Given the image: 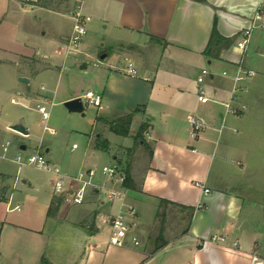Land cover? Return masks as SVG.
Wrapping results in <instances>:
<instances>
[{
	"label": "crops",
	"instance_id": "1",
	"mask_svg": "<svg viewBox=\"0 0 264 264\" xmlns=\"http://www.w3.org/2000/svg\"><path fill=\"white\" fill-rule=\"evenodd\" d=\"M259 7L264 8V0H85L83 11L91 20L78 53L97 66L86 91L100 92L102 107L85 134L79 163L67 161L61 167L71 176L89 168V150L106 142L108 151L110 132L129 141L120 145L122 157L115 158L128 172L130 186L98 174L94 182L99 188L90 187L82 204L59 205L64 199L54 193L49 172L46 183L22 177L18 189L13 174L22 165L0 158L18 165L14 172L0 169V264H179L178 254L192 264H250L252 254L264 259V229L253 225L249 214L256 208L245 210L247 194L237 182L255 171L252 166L261 164L264 153V27L253 30L244 52L236 45ZM71 9L70 0H0V111L7 97H16V104H34L37 112V104L53 105L45 93L54 98L57 88H35L31 82L51 80L72 59L66 49L73 30ZM214 30L232 39L216 56L205 54ZM100 37L104 42L97 48ZM128 61L137 69L134 76L123 71ZM240 64L256 74L233 102L236 108L245 105V112H228L225 103ZM204 68L210 72L204 83L209 100L202 103L197 77ZM77 96L69 93L64 100ZM128 114L127 136L109 129L107 122ZM191 115L204 124L195 139L189 135ZM13 124L26 129V134L18 132L20 137H30L21 118L0 116V153ZM40 139L32 150L44 147ZM46 145L52 160L51 144ZM109 188L123 191L124 200L110 198ZM199 202L202 209H197ZM122 203L137 211V245L130 235L117 246L111 236L100 234L108 224L105 217L116 215ZM165 213L176 225L163 223L165 244L157 248V219L161 214L164 221ZM181 214L190 216L184 227ZM212 234L224 235L225 243L208 242Z\"/></svg>",
	"mask_w": 264,
	"mask_h": 264
},
{
	"label": "rangeland",
	"instance_id": "2",
	"mask_svg": "<svg viewBox=\"0 0 264 264\" xmlns=\"http://www.w3.org/2000/svg\"><path fill=\"white\" fill-rule=\"evenodd\" d=\"M104 42L102 37L97 39L96 47L100 48V44ZM72 59H69L70 62L64 65L62 72L59 70L53 73L52 79L48 81L36 80L32 81L31 85L35 88H40L43 84L47 89L57 88L56 94L53 97L52 93H45L49 99H53V105H49L47 103V107L49 110V119L47 122L42 120V115H40L36 109L34 104L26 103L27 105L21 104H11L10 97L4 101V105L1 107L0 116L2 119H12V117H19L23 120L24 125L29 127L30 137L22 138L19 136V133L15 130L11 129L2 139L3 142L9 140L13 143L15 148H19L21 144H25L27 146L24 154L29 153L34 146H36L40 138L43 137L42 142L44 147H46V143L51 144V152L50 156L53 157L52 160H49L53 164H57L61 167V164H65L67 161H71L73 164H78L81 153L85 150L86 144V133H89L91 130L92 121L96 115L97 108L84 106V115L79 112H69L68 109L64 105V97L66 94L75 93L78 96L82 97L85 93L87 86L92 83V78L95 74L97 66L93 63V61L84 54L75 53L71 55ZM87 65V68H81L82 66ZM12 96H16L14 92ZM246 110V109H245ZM245 110H243L245 112ZM15 125V124H13ZM45 126L49 127L50 130L55 132L54 135H50L49 133H45ZM48 132V131H47ZM108 139L110 141V149L108 151L104 150H89V156L86 160L87 167H97L101 168L103 165H109L111 167H115L118 164V160L115 156L122 157L119 154L120 145H126L128 140L123 137H119L112 133H108ZM98 142L103 143V138H95ZM73 144L79 146V148L75 151H71V147ZM44 147H42L39 151L41 153L45 152ZM94 151L96 153L95 156L90 155V153ZM46 154V153H45ZM262 162L258 166H252L255 171L252 173H247L245 180H238L239 184L244 187V193L247 194L245 198V210L248 208L255 207L256 209L253 212H248L253 220V225L257 228L263 230L264 229V153L262 152ZM48 158V154H46ZM78 160V161H77ZM57 162V163H56ZM18 168L17 164L10 163L9 161L0 159V169H7L8 171H16ZM238 169L239 167L236 165L235 167ZM100 174V171L97 175ZM13 179L17 176L18 181L16 182V187L21 189V178L22 177H35L41 182H48L51 178V175L40 168L32 167L29 165H22L20 167L19 172H14ZM12 183V181H11ZM65 203V201H61L60 204ZM75 205L73 203H67ZM249 210V209H248ZM250 211V210H249ZM106 214L103 210L100 212ZM100 215V214H99ZM169 215L166 220L162 221L163 217L161 214L158 215L157 223L161 226V223L165 222L169 224L168 226H175L176 223L169 221ZM179 215V214H178ZM182 215V214H181ZM180 216V215H179ZM189 215H182L183 227L187 225L189 221ZM171 219V218H170ZM178 220V218H176ZM173 221V220H172ZM176 222V221H175ZM101 225H103L101 223ZM173 228V227H172ZM174 232H179V229L175 227ZM101 236L103 239L110 238L111 236V226L110 224H105L101 230ZM82 254V253H81ZM180 262L179 264H192L191 258L182 256L178 254Z\"/></svg>",
	"mask_w": 264,
	"mask_h": 264
},
{
	"label": "built area",
	"instance_id": "3",
	"mask_svg": "<svg viewBox=\"0 0 264 264\" xmlns=\"http://www.w3.org/2000/svg\"><path fill=\"white\" fill-rule=\"evenodd\" d=\"M36 0H25V3H33ZM72 3V9L70 16L73 20V30L69 37L67 44L68 54H75L79 52V48L82 44V40L87 33V24L91 20V16L86 14L83 11V5L85 0H70ZM264 27V8L259 7L252 24L250 27L245 28L241 31L240 37L238 38L236 45L243 52L247 49L248 44L251 40L253 30L256 28ZM123 71L126 74L136 75L137 69L135 68L133 62L128 61ZM209 70L204 68L201 70L200 74L197 77L198 82V99L200 102L205 103L209 100L206 90L204 87L205 78L209 75ZM224 76L228 75L227 71H223ZM255 70L251 68H246L241 64L237 66L235 73L232 76V85L230 89L229 100L225 103L226 109L228 112H235L237 110H245V105H241L236 108L233 106L238 97L245 93L248 89L247 82L255 76ZM44 87L42 86L41 89ZM20 94V92H18ZM83 105L90 106L94 108L102 107V94L96 92L95 90L89 89L81 97ZM11 102L16 104L18 100L16 97L11 98ZM36 108L39 113L42 115V120L47 122L49 119V110L47 104H37ZM189 135L192 139L198 137L199 133L204 128V124L194 115L189 117ZM45 129L51 131L49 127L45 126ZM76 144L72 145V148L75 149ZM41 147L31 150L26 155L24 154L23 149L16 148L13 150V144L11 141L7 140L1 144V153L0 158L10 159L11 161L17 163L18 165H29L32 167L43 169L49 172L52 176V183L54 193L62 195L63 199L67 203H73L80 205L84 202L86 193L90 187L99 188L95 185L94 178L97 173L100 171L107 180L111 182H118L120 185L124 186V181L126 178L125 172L119 166L111 167L109 165H103L100 169L97 167H89L87 169L79 171L76 175L71 176L64 173L59 166L51 163L45 152L41 153L39 150ZM13 153L11 154V151ZM197 185H200L199 182H196ZM110 198H119L124 200V192L117 190L115 188L107 189ZM205 193L209 192L208 188H204ZM203 204L199 202L197 209H202ZM19 209L20 206H17ZM105 221L108 222L111 226V243L117 246H123L125 244L126 238L130 235L132 241L135 245L139 243L138 238L133 234L135 228L137 227V211L131 205H126L122 203L121 210L112 216H106ZM226 241V237L221 234H212L208 238V242L212 244H223ZM239 243L237 240L233 242V247H238ZM250 264H264V259L258 257L256 254L251 255Z\"/></svg>",
	"mask_w": 264,
	"mask_h": 264
},
{
	"label": "trees",
	"instance_id": "4",
	"mask_svg": "<svg viewBox=\"0 0 264 264\" xmlns=\"http://www.w3.org/2000/svg\"><path fill=\"white\" fill-rule=\"evenodd\" d=\"M231 42H232V39L223 38V37L219 36L216 33V31L214 30L212 37H211V40H210V43H209V46L205 50V54L216 56V55H218V51H220L222 46H224L225 44H229ZM131 122H132V114H128V115L122 116V117H120L114 121H109L107 123L109 125V129L111 131H113L114 133L119 134V135H123V136H127L129 134ZM139 136L140 135L138 134L137 137H139ZM103 144L104 145H102V146L98 145L96 147L99 149H103V150L107 149L106 142ZM125 175H126V178L124 181V186L129 187L130 186V176H129L127 171L125 172ZM61 201L62 200L60 199L58 201V204ZM159 239H160L159 240L160 244L157 245V248H160L165 244V241L163 238V223H161V226H160Z\"/></svg>",
	"mask_w": 264,
	"mask_h": 264
},
{
	"label": "water",
	"instance_id": "5",
	"mask_svg": "<svg viewBox=\"0 0 264 264\" xmlns=\"http://www.w3.org/2000/svg\"><path fill=\"white\" fill-rule=\"evenodd\" d=\"M101 57L104 58L105 55H102ZM19 80L22 81V82H27L28 81L27 78H22V77L19 78ZM64 105L68 109L69 112H79V113L84 114L83 113L84 105H83L81 97H75V98L66 100L64 102ZM11 128L13 130H15L17 132H20V133H23V134L27 133L26 129L21 124H15V125L11 126ZM21 149L24 150L25 146H22Z\"/></svg>",
	"mask_w": 264,
	"mask_h": 264
}]
</instances>
